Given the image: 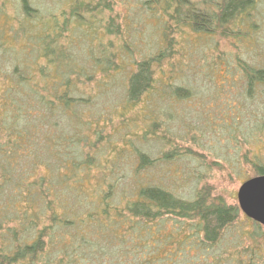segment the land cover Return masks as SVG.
Wrapping results in <instances>:
<instances>
[{"label":"trees","instance_id":"trees-1","mask_svg":"<svg viewBox=\"0 0 264 264\" xmlns=\"http://www.w3.org/2000/svg\"><path fill=\"white\" fill-rule=\"evenodd\" d=\"M140 1L157 21V38L165 47L154 58L133 62L130 68L121 62L116 68H103L113 58L121 60V52L130 55L127 45L115 53L102 48L103 36L122 35V23L114 26L116 17L109 16L116 0H73L65 18H43L28 0L16 1L20 19L10 21L0 13V63L7 64L11 56L12 65L0 68V264L101 263L119 257V251L128 254L129 232L144 229L143 236L151 237L145 241L153 245V236L158 240L166 225L175 231L189 229L197 247L207 252L236 221L238 209L221 199L211 200L198 192L185 201L163 184L143 179L155 161L139 150L133 151L134 181L122 182L127 178L119 176L110 163L114 156L99 164L95 156L101 137L99 121L85 119L89 114L83 108L97 99L98 89L105 93L112 87L122 70H129L122 87V120L139 105L141 111L152 109L157 101L179 104L189 99L187 88L174 85L176 68H153L171 59L173 35L225 37L233 33L234 22L247 17L253 1ZM70 19L87 39L84 59L90 68L70 59L65 46V24ZM20 40L22 49L14 45ZM245 67L241 72L247 91L264 87V68ZM157 72L167 79L156 85ZM96 115L107 120L110 114L106 110ZM167 155L171 156L164 158ZM255 169L256 176L264 175L262 165ZM248 236L254 240L253 234ZM114 244L123 248L117 250Z\"/></svg>","mask_w":264,"mask_h":264},{"label":"rangeland","instance_id":"rangeland-1","mask_svg":"<svg viewBox=\"0 0 264 264\" xmlns=\"http://www.w3.org/2000/svg\"><path fill=\"white\" fill-rule=\"evenodd\" d=\"M16 1L0 0V13L6 14L10 21L22 16ZM28 1L43 18L51 15L65 18L73 4V0ZM252 1L253 9L247 17L234 22L233 33L225 37L173 35L176 44L171 59L153 68L165 71L176 68L172 77L174 85L187 88L189 99L179 104L157 101L152 109L141 111L139 108L143 106L139 105L122 120L119 115L122 113V87L129 72L122 70L123 73L115 76L112 87L105 93L98 89L97 99L83 108L85 115L89 114L85 119L99 121L97 129H101V137L95 151L99 164H105L114 156L116 160L110 163L119 170V176L125 174L127 178L122 182L134 181L133 151L139 150L155 161L143 179L147 177L148 181L163 184L172 195L185 201L193 200L198 192H204L211 200L221 199L225 205L238 209L236 221L221 233L219 241L207 252L197 247V238L189 229L175 231L171 225H166L158 240L153 236L154 246L145 241V237H151L143 236L144 229L129 232L132 241L125 240V249L130 253L119 251V257L94 264H264V227L246 218L236 199L242 183L257 177L255 166L264 168V87L256 86L247 91L241 72L245 66L264 68V0ZM129 3L116 0L109 15L116 17L114 26L122 23L121 37L103 36L101 41L104 51L110 49L115 53L127 45L130 55L127 57L123 54L125 51L121 52V60L113 58L108 63L110 66L103 68H116L121 63L124 68H130L133 62L154 58L164 50L165 44L159 41L155 30L157 21L150 18L140 0ZM106 16L104 14L103 18ZM74 24L73 19L65 24V32H68L65 46L70 59L81 68H90L91 63L88 65L84 59L87 39ZM22 40L16 42L15 47L21 48ZM8 57L7 64L0 63V68H11V56ZM154 77L156 85L167 79L158 72ZM94 81L99 82L98 79ZM87 86L92 89L93 85ZM104 110H109V121L96 115H102ZM153 121L154 126L151 125ZM168 153L171 156L164 158ZM172 234L175 239L170 238ZM250 234L254 240L249 239ZM114 246L117 250L123 248ZM160 258L163 259L159 261Z\"/></svg>","mask_w":264,"mask_h":264},{"label":"water","instance_id":"water-1","mask_svg":"<svg viewBox=\"0 0 264 264\" xmlns=\"http://www.w3.org/2000/svg\"><path fill=\"white\" fill-rule=\"evenodd\" d=\"M236 199L240 212L255 224L264 227V175L242 183Z\"/></svg>","mask_w":264,"mask_h":264}]
</instances>
